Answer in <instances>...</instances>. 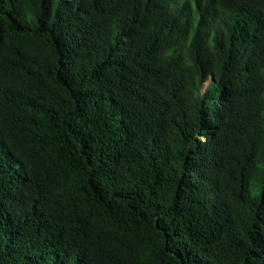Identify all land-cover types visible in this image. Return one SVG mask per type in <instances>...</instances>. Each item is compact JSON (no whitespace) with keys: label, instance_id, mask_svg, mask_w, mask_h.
Masks as SVG:
<instances>
[{"label":"trees","instance_id":"16d2710c","mask_svg":"<svg viewBox=\"0 0 264 264\" xmlns=\"http://www.w3.org/2000/svg\"><path fill=\"white\" fill-rule=\"evenodd\" d=\"M0 264H264V0H0Z\"/></svg>","mask_w":264,"mask_h":264},{"label":"bare ground","instance_id":"6f19581e","mask_svg":"<svg viewBox=\"0 0 264 264\" xmlns=\"http://www.w3.org/2000/svg\"><path fill=\"white\" fill-rule=\"evenodd\" d=\"M202 13V12H201ZM203 14V13H202ZM200 16V15H199Z\"/></svg>","mask_w":264,"mask_h":264}]
</instances>
